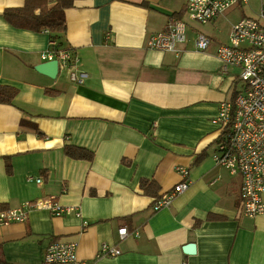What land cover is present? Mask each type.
Segmentation results:
<instances>
[{"label": "crops", "instance_id": "1", "mask_svg": "<svg viewBox=\"0 0 264 264\" xmlns=\"http://www.w3.org/2000/svg\"><path fill=\"white\" fill-rule=\"evenodd\" d=\"M186 2L75 0L63 16L65 45L87 74L77 83L68 66L57 63L54 78L35 70L49 33L11 25L3 12L24 0H0V85L18 89L11 103H0V209L52 197L81 212L34 209L23 222L0 224L1 263L42 264L56 240L76 242L88 264H264V214H242L239 177L212 159L219 135L213 119L240 83L238 68L224 69L216 49L264 0H247L200 26ZM172 20L186 23L179 52L149 48V36ZM198 33L211 39L206 51L194 47ZM68 145L93 159L67 157ZM177 166L187 168L188 188L153 210L140 181H155L164 194L181 181ZM103 243L120 253L99 254ZM187 243L194 253L183 251Z\"/></svg>", "mask_w": 264, "mask_h": 264}, {"label": "built area", "instance_id": "2", "mask_svg": "<svg viewBox=\"0 0 264 264\" xmlns=\"http://www.w3.org/2000/svg\"><path fill=\"white\" fill-rule=\"evenodd\" d=\"M247 0H187L186 13L191 21L206 24L229 9L246 3ZM48 33V30H45ZM187 39L186 23L172 20L165 29L151 34L147 46L161 51L179 52V44ZM211 43L209 36L198 33L194 47L206 51ZM55 44L49 40L50 48L41 54L44 61L56 60L60 67L71 69L72 79L82 83L87 74L76 69L78 58L68 49L51 51ZM216 56L223 68L235 66L241 82L234 98L220 102L213 121L219 130L212 159L225 168L230 175L240 179L239 199L242 214L254 217L264 214V5L256 16L242 17L231 25L227 42L219 44ZM181 181L161 196L152 205L159 210L188 188V170L177 166ZM31 181L33 178L27 176ZM41 183V178L35 179ZM47 210L53 216L74 214L80 216L78 206L61 205L52 197L29 200L18 207L0 209V224L23 222L29 211ZM87 222L83 221V225ZM119 237L127 234L125 227L118 229ZM77 243L51 241L43 254L42 264H88L76 254ZM120 251L116 246L101 244L99 254L114 256ZM0 264H3L0 262Z\"/></svg>", "mask_w": 264, "mask_h": 264}, {"label": "trees", "instance_id": "3", "mask_svg": "<svg viewBox=\"0 0 264 264\" xmlns=\"http://www.w3.org/2000/svg\"><path fill=\"white\" fill-rule=\"evenodd\" d=\"M75 0H24V5L17 8H9L3 12V17L13 26L26 28L35 31L48 30L50 40L55 44L51 51L71 48L65 45L64 34L66 31L63 10L73 5ZM38 10L36 13L35 11ZM18 89L8 85H0V103H11L17 94ZM51 93L50 90H46ZM64 153L72 159L92 160L93 153L85 148L68 145L64 148ZM9 156H7V160ZM200 158H197L199 161ZM7 172L10 173V163L7 161ZM140 188L151 196L154 202L161 196L158 194L159 187L153 180L142 179ZM208 220H223L225 216L209 214ZM199 223V221H197Z\"/></svg>", "mask_w": 264, "mask_h": 264}, {"label": "water", "instance_id": "4", "mask_svg": "<svg viewBox=\"0 0 264 264\" xmlns=\"http://www.w3.org/2000/svg\"><path fill=\"white\" fill-rule=\"evenodd\" d=\"M35 70L47 75L48 77L54 78L58 72V65L56 60L44 61L36 65ZM183 251L188 254L195 252V244L187 243L182 247Z\"/></svg>", "mask_w": 264, "mask_h": 264}, {"label": "rangeland", "instance_id": "5", "mask_svg": "<svg viewBox=\"0 0 264 264\" xmlns=\"http://www.w3.org/2000/svg\"><path fill=\"white\" fill-rule=\"evenodd\" d=\"M248 11L246 10V13H247ZM248 15H250V14H248ZM251 15H253V14H251ZM193 24H196L197 26H200V24L199 23H197V22H193ZM199 24V25H198ZM240 86H241V82L240 83H238V89L240 88Z\"/></svg>", "mask_w": 264, "mask_h": 264}]
</instances>
